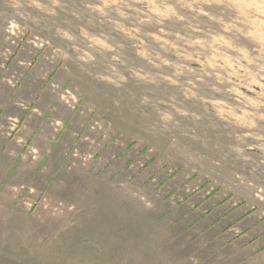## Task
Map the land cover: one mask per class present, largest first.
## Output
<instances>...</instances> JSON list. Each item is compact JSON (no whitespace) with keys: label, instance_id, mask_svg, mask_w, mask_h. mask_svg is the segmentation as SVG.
Wrapping results in <instances>:
<instances>
[{"label":"rangeland","instance_id":"374dc122","mask_svg":"<svg viewBox=\"0 0 264 264\" xmlns=\"http://www.w3.org/2000/svg\"><path fill=\"white\" fill-rule=\"evenodd\" d=\"M0 264H264V0H0Z\"/></svg>","mask_w":264,"mask_h":264}]
</instances>
